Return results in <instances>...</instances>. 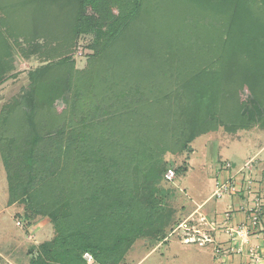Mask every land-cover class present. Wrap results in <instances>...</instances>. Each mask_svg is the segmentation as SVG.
<instances>
[{"label":"rangeland","instance_id":"1","mask_svg":"<svg viewBox=\"0 0 264 264\" xmlns=\"http://www.w3.org/2000/svg\"><path fill=\"white\" fill-rule=\"evenodd\" d=\"M5 1L0 0V36L6 40L10 53L0 61L4 71L0 81V142L3 150L0 149V264H31V252L41 244L51 242L57 231L47 216H33L23 199L10 204L17 193L16 170L26 175L23 166L17 167L21 155L16 154L12 141H17V145L23 143V150L28 147V140H31L27 131L28 111L34 110L38 136L44 138L46 133L54 134L60 124L69 125L62 119L66 107L75 111L76 125L87 127L91 123V134L96 132L99 136L100 159L115 161L119 166L118 175L124 176L126 181H139L145 174L143 166L138 168L142 173L134 172L130 163L146 162L144 156H138L137 149L151 146V138L145 136L147 102L158 103L162 94H167L166 82L159 79L165 70H176L178 66L182 69L180 63L162 67L157 59L164 62L160 55L168 50L174 51L176 59L180 57L181 48L187 49L191 44L188 34L196 25L189 15H184L187 19L183 20L184 16L179 14H184V0H143L141 10L144 13L138 15V20L128 30L132 31L131 35H126L108 55L100 56L94 35L80 33L72 36L69 28L67 43H62L58 36L62 33L54 35L56 29L42 36L28 32V28L22 27L26 24L23 22L17 21V24L9 26L3 19L6 20L13 12ZM34 2H31L30 9ZM106 2V8H101L105 14H121L117 1ZM128 2L123 0L122 4ZM88 13L94 17L98 15L93 10ZM74 14L72 10L71 23ZM64 27L61 28L63 32ZM141 44L153 47L155 55L146 54L147 50L140 47ZM60 63L70 64L72 74L77 73L74 77L81 74V78L89 79L93 76L89 79V86H77L78 80L73 79L71 87H67L65 77L59 80L61 74L58 73L56 79L48 74L35 82L32 80L38 69ZM98 66L102 70L98 71ZM174 85L177 86L176 83ZM237 93L242 104L241 113L248 122L245 129L230 132L220 126L216 131L201 134L179 152L172 153L167 149L161 152L165 170H179L172 182L162 181L159 187L165 194L159 207L172 211L171 219L161 235L136 239L119 264H216L214 249L219 242L203 247L184 243L186 228L197 226L198 213L206 205L196 211L210 195L209 184L216 175L212 162L230 160L234 165L233 172L238 170L246 178L251 176L256 184L264 183V166L262 169L254 166L259 161L264 162V92H258L254 86H245ZM162 107L164 109V104ZM236 117L239 119L241 116ZM157 138V135L153 136L154 140ZM59 144L61 141L46 137L37 146L31 176L35 181H44L35 185L41 189V196L48 188L54 187L57 191L58 187H63L60 183L61 163H54L52 158L51 164L45 161L48 159L46 156L55 157L52 148ZM156 144L153 141V146ZM4 158H7V164ZM248 161L249 167L245 166ZM249 168L255 170V174ZM116 172L108 170L107 173L113 175ZM27 216L33 218L28 220ZM13 247L16 253L8 261V252Z\"/></svg>","mask_w":264,"mask_h":264},{"label":"trees","instance_id":"2","mask_svg":"<svg viewBox=\"0 0 264 264\" xmlns=\"http://www.w3.org/2000/svg\"><path fill=\"white\" fill-rule=\"evenodd\" d=\"M25 1L6 0L13 15L9 14L3 22L9 26L17 21L26 23L22 27L33 35L45 36L56 29L54 35L62 33L58 35L62 43H67L69 28L72 36L94 35L100 56L108 55L126 35H131L132 31L128 30L138 20V15L144 13L143 0H129L127 4H122L123 0H112L117 1L121 10L117 16L101 10L106 8V0ZM31 2H34L32 9L29 8ZM182 4L184 14H179L189 15L196 26L188 34L191 44L187 49L181 48L180 57L176 59L174 51L168 50L160 55L164 62L157 59L162 67L180 63L182 69L178 66L176 70H165L159 79L166 82L167 94H160L162 98L158 103L147 102L145 136L151 138V146L137 149L138 156H144L146 162L130 163L134 172L142 173L138 168L143 166L142 179L134 183L126 181L124 176L118 175L119 166L115 161L100 159V138L96 132L91 134L92 124L76 125L75 111L66 107L62 119L69 125L60 124L54 134L46 133L47 139L59 140L61 144L52 148L54 158L46 156L48 159H45L46 164H51V158L54 163H61L63 187L61 185L57 191L54 187L48 188L41 196V189L35 185L44 181H35L31 172L37 146L46 137L38 136L34 110L28 111L27 131L31 136L28 147L23 150V143L17 145V141H12L16 154L21 155L17 167L23 166L26 175L16 170L17 193L10 204L23 199L33 216H47L57 231L51 242L31 252V264H86L82 259L85 252H89L97 264H119L136 239L161 235L171 219L172 211L159 207L165 196L159 187L168 170L160 158L161 152L164 149L179 152L201 134L216 131L220 126L233 132L248 125L241 113L237 92L245 86L264 92V0H184ZM72 10L75 14L71 23ZM90 10L98 15L94 17L88 13ZM140 47L147 50L146 54L155 55L153 47L143 44ZM9 53L6 40L0 36V61ZM1 66L0 63V81L4 73ZM71 67L65 63L48 65L38 69L32 80L35 82L48 74L56 79L58 73L61 74L59 80L65 77V86L71 87L73 79H77V86L88 87L93 76L81 78L79 73L80 76L74 77L77 73L72 74ZM100 68L98 66V71L102 70ZM156 135L158 138L154 140ZM153 141L157 143L154 146ZM1 147L0 142L2 150ZM3 161L8 163L7 158ZM108 170L117 172L108 175ZM173 171L175 175L179 173L178 169ZM33 216L26 218L31 220Z\"/></svg>","mask_w":264,"mask_h":264},{"label":"built area","instance_id":"3","mask_svg":"<svg viewBox=\"0 0 264 264\" xmlns=\"http://www.w3.org/2000/svg\"><path fill=\"white\" fill-rule=\"evenodd\" d=\"M174 178V171L168 169L164 174V181L172 182ZM236 193H243L244 196H249L244 199L236 210L224 212L221 220L210 218L202 212L198 213L199 217L196 220L197 226L186 228L187 233L184 237V243L196 244L199 247L214 243L212 234L219 230L220 224L222 223L225 226L223 230L226 239L224 242L217 243L218 245L214 249L216 258L218 260H224L238 256L245 258V264H263V258L261 257L262 249L259 245L251 243V240L258 238L264 230L261 224L264 203L261 199L249 187H246L243 192V187L241 188V186H237L232 182H221L219 180H216L214 183L210 199H220ZM252 193L253 195L251 196L250 194ZM202 207L203 205L199 206L196 212L202 210ZM236 211L243 212L245 217L242 222L235 224L233 213ZM220 221L221 223H219ZM17 225L19 226L20 223H17ZM82 259L87 264L94 262L89 252L83 253Z\"/></svg>","mask_w":264,"mask_h":264},{"label":"crops","instance_id":"4","mask_svg":"<svg viewBox=\"0 0 264 264\" xmlns=\"http://www.w3.org/2000/svg\"><path fill=\"white\" fill-rule=\"evenodd\" d=\"M232 163L233 162H231L230 160H219L218 162H216V161L212 162V167H214V170L216 171V173H215L216 175H215V178L212 179L210 181V184H209V192H210L209 197H207L204 200V202L201 203L203 206L206 205L203 208L202 213L208 215V217H210V218H216L218 220H221L224 212L236 210L242 204L244 199L247 196H249V195L244 196L243 193H236L233 195L224 196V197L217 199V200L216 199H210L212 189H213V186H214V183L216 180H219L221 182H227V181L232 182V183L236 184L237 186H241V188L243 187V192L246 189V187H249L250 190L254 194H256V196L258 198H260L261 201L264 203V183L263 184H256L253 181L251 176L246 178V175L242 176V174H240L238 172V170L236 172H233L232 169H233L234 165ZM249 164H250V161H248L245 164V166H248ZM227 165H228V167H227ZM254 166L257 167V169H262V167L264 166V162L259 161ZM251 171L254 174L256 172L253 169H250V172ZM262 188H263V190H261ZM253 193L250 195L252 196ZM211 201H213L212 204H210ZM201 204H200V206H201ZM244 217H245V214L241 211H236L235 213H233V220H234L235 224L242 222L244 220ZM219 223H221V221ZM232 223H233V221H232ZM261 224H262V228L264 229V208H263V215H262V219H261ZM220 225L221 226L219 227V230H217L215 233H213V239L216 242H224L226 239V236H225L224 230H223L225 228V226H223L222 223ZM18 242H20V241H18ZM251 243H253L255 245H259L260 248L262 249L261 257L263 258V264H264V230H263V232L260 233L258 238L252 239ZM15 253H16V249L14 250V247L9 250L8 261H11L10 259L14 256ZM214 258L216 260V262H215L216 264H245V258L244 257L234 256L231 259L227 258L224 260H222V259L218 260L216 258V256H214ZM221 262H223V263H221Z\"/></svg>","mask_w":264,"mask_h":264}]
</instances>
